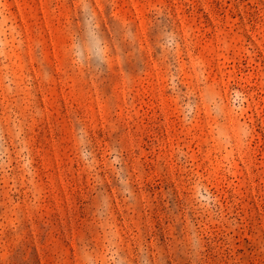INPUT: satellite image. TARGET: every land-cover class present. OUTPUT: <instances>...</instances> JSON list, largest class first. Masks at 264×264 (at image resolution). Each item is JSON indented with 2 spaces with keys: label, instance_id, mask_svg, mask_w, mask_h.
I'll list each match as a JSON object with an SVG mask.
<instances>
[{
  "label": "rangeland",
  "instance_id": "obj_1",
  "mask_svg": "<svg viewBox=\"0 0 264 264\" xmlns=\"http://www.w3.org/2000/svg\"><path fill=\"white\" fill-rule=\"evenodd\" d=\"M0 264H264V0H0Z\"/></svg>",
  "mask_w": 264,
  "mask_h": 264
}]
</instances>
